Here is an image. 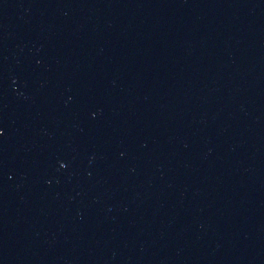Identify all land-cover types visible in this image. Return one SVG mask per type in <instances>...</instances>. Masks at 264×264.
<instances>
[{"label":"water","instance_id":"water-1","mask_svg":"<svg viewBox=\"0 0 264 264\" xmlns=\"http://www.w3.org/2000/svg\"><path fill=\"white\" fill-rule=\"evenodd\" d=\"M0 264H264V0H0Z\"/></svg>","mask_w":264,"mask_h":264}]
</instances>
